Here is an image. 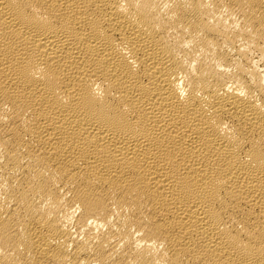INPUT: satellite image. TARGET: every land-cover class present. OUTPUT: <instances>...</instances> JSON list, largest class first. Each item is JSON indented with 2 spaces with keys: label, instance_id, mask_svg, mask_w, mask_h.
<instances>
[{
  "label": "bare ground",
  "instance_id": "6f19581e",
  "mask_svg": "<svg viewBox=\"0 0 264 264\" xmlns=\"http://www.w3.org/2000/svg\"><path fill=\"white\" fill-rule=\"evenodd\" d=\"M0 264H264V0H0Z\"/></svg>",
  "mask_w": 264,
  "mask_h": 264
}]
</instances>
